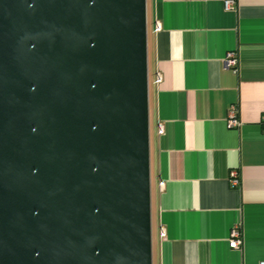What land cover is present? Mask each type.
I'll return each mask as SVG.
<instances>
[{
    "label": "water",
    "instance_id": "obj_1",
    "mask_svg": "<svg viewBox=\"0 0 264 264\" xmlns=\"http://www.w3.org/2000/svg\"><path fill=\"white\" fill-rule=\"evenodd\" d=\"M0 264H152L146 0H0Z\"/></svg>",
    "mask_w": 264,
    "mask_h": 264
},
{
    "label": "crops",
    "instance_id": "obj_2",
    "mask_svg": "<svg viewBox=\"0 0 264 264\" xmlns=\"http://www.w3.org/2000/svg\"><path fill=\"white\" fill-rule=\"evenodd\" d=\"M146 26L152 264H259L264 0L231 9L223 0H146ZM232 105L240 125L229 128ZM233 227L238 249L228 246Z\"/></svg>",
    "mask_w": 264,
    "mask_h": 264
},
{
    "label": "built area",
    "instance_id": "obj_3",
    "mask_svg": "<svg viewBox=\"0 0 264 264\" xmlns=\"http://www.w3.org/2000/svg\"><path fill=\"white\" fill-rule=\"evenodd\" d=\"M235 4H236V0H223V6L225 9H231L234 7ZM159 29L160 28L157 26L156 30L158 31ZM226 57H227V64L231 66L236 65L237 60L235 58L233 51L229 52ZM157 81H160V78H157ZM226 124L229 128L238 127L240 125V121L236 116V108L234 105L230 106L228 109L227 117H226ZM260 124L262 128V132H264V114H262L260 118ZM161 132L162 130L159 129V133ZM229 180L233 186H237L239 184V177H238V173L236 170H231L229 172ZM162 184L163 182L160 183V185ZM160 235L164 236L165 234L164 232H161ZM241 242H242V239H241V235H240L238 228L233 227L229 232L228 246L233 249H238L241 245ZM259 264H264V261L260 262Z\"/></svg>",
    "mask_w": 264,
    "mask_h": 264
},
{
    "label": "rangeland",
    "instance_id": "obj_4",
    "mask_svg": "<svg viewBox=\"0 0 264 264\" xmlns=\"http://www.w3.org/2000/svg\"><path fill=\"white\" fill-rule=\"evenodd\" d=\"M151 234H152V228H151Z\"/></svg>",
    "mask_w": 264,
    "mask_h": 264
}]
</instances>
